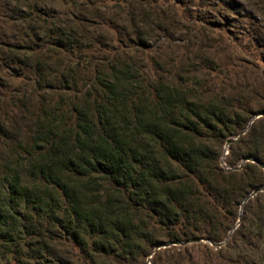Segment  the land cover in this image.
I'll use <instances>...</instances> for the list:
<instances>
[{
  "label": "trees",
  "instance_id": "obj_1",
  "mask_svg": "<svg viewBox=\"0 0 264 264\" xmlns=\"http://www.w3.org/2000/svg\"><path fill=\"white\" fill-rule=\"evenodd\" d=\"M0 7V264H180L179 243L251 221L264 240L258 197L243 204L264 186V116L229 144L230 166L256 162L226 170L217 149L264 106L188 45L151 41L167 0Z\"/></svg>",
  "mask_w": 264,
  "mask_h": 264
},
{
  "label": "rangeland",
  "instance_id": "obj_2",
  "mask_svg": "<svg viewBox=\"0 0 264 264\" xmlns=\"http://www.w3.org/2000/svg\"><path fill=\"white\" fill-rule=\"evenodd\" d=\"M9 3L11 0H0ZM170 4L167 34L155 32L151 41L156 45L172 41L174 48L187 46L189 56L215 68L216 76H226L229 84L248 86L249 108L257 111L264 106V0H167ZM4 9L0 7V15ZM193 23L197 29L188 32L186 27ZM176 50V49H175ZM178 50V49H177ZM219 74V75H218ZM215 75V74H214ZM256 115V114H255ZM246 129V128H245ZM234 138V137H230ZM226 142L217 146L221 166L232 169L243 164L237 160L230 166L229 146ZM264 188V186H263ZM251 207L256 215L263 217L264 191L250 197ZM241 214V211H238ZM258 222L251 221L242 229V236L228 231L220 246L210 242L185 244L179 255L172 258L180 264H264V240L254 234ZM237 223L233 226L235 229ZM264 230V223L262 224ZM207 243L208 247L203 244ZM169 242L159 245V250L174 247ZM217 246V248H216ZM220 248V249H219ZM158 250V249H157ZM155 256L150 255L145 264H153ZM166 257L157 259L164 263ZM169 263V262H168Z\"/></svg>",
  "mask_w": 264,
  "mask_h": 264
},
{
  "label": "water",
  "instance_id": "obj_3",
  "mask_svg": "<svg viewBox=\"0 0 264 264\" xmlns=\"http://www.w3.org/2000/svg\"><path fill=\"white\" fill-rule=\"evenodd\" d=\"M261 116H264V112H261V113H258V114H256L250 121H249V123H248V125H247V127H246V129L237 137V138H234V139H228L227 141H226V145H225V147L227 148L228 146H229V144L231 143V142H233V141H236L248 128H249V126L251 125V123L255 120V119H257V118H259V117H261ZM249 160H251L252 162H256L255 160H253V159H244L243 160V162H245V161H249ZM242 167V164H240L238 167H236L237 169H239V168H241ZM262 191H264V188H257V189H255L249 196H247L246 198H245V200L243 201V204L245 203V202H247V200L250 198V197H253L254 195H256L258 192H262ZM240 220V219H239ZM238 220V221H239ZM204 241H206L205 239H202V238H193V239H190V240H187V241H185V242H181V243H179V244H189V243H195V242H204ZM224 243V241L223 242H221V243H219V244H217L218 246H220V245H222ZM173 244H177V243H173ZM212 244V243H211ZM157 249H159V246H157L155 249H154V252L157 250Z\"/></svg>",
  "mask_w": 264,
  "mask_h": 264
}]
</instances>
